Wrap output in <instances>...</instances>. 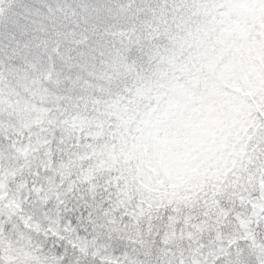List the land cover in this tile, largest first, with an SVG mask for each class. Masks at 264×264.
<instances>
[{
    "label": "snow or ice",
    "instance_id": "6c2138e0",
    "mask_svg": "<svg viewBox=\"0 0 264 264\" xmlns=\"http://www.w3.org/2000/svg\"><path fill=\"white\" fill-rule=\"evenodd\" d=\"M141 3L46 6L147 43L97 41L112 75L75 111L23 85L0 103L21 129L0 134V264H264V0Z\"/></svg>",
    "mask_w": 264,
    "mask_h": 264
},
{
    "label": "trees",
    "instance_id": "16d2710c",
    "mask_svg": "<svg viewBox=\"0 0 264 264\" xmlns=\"http://www.w3.org/2000/svg\"><path fill=\"white\" fill-rule=\"evenodd\" d=\"M35 2L38 6L35 12L24 17L19 12L21 18L17 24L12 19L18 18V15L8 14L9 27L5 33L0 35V56L5 63L6 70H15L18 65L24 64V59H28L25 63V71H29L28 81L32 80L34 55L43 53V50L50 47L52 44L59 45L55 53L43 56V63L40 70L48 71V78L41 79L37 92L47 89L50 93L57 96L70 97L69 107L73 103L83 105L86 101L90 102L93 97L103 94L104 88L108 85L112 75V70L107 61L99 54L93 52L97 48V41L108 47L122 48L129 41H134L138 34L141 38L140 43L145 44L147 41L143 39L144 32L137 33L129 32L124 27H113L112 24L106 23L102 18L107 13H102L100 19H89L87 14L77 15L64 19L62 13H58L60 21L58 24L47 19L43 13L46 6L55 8L59 5L63 8L65 5H70L76 13L81 12V7L88 6V11L95 15L96 10L101 6H106L109 3H115L116 0H27ZM141 7L144 6L141 0H136ZM150 6L154 3H159V0H145ZM35 9V8H34ZM43 24L37 27L34 24V16ZM3 16V15H2ZM24 18V19H23ZM32 19V21H31ZM34 19V20H33ZM141 19H145L141 13ZM114 23V22H112ZM139 25V21L136 22ZM40 29L39 31H37ZM59 33V35H57ZM103 37V41H101ZM5 41V42H3ZM131 55H136V44H132ZM6 54L4 56V52ZM32 61V66L31 62ZM11 78V77H10ZM15 77L12 81L15 82ZM90 86H86L87 83ZM95 84V85H93ZM82 90L80 93L79 91ZM75 110V109H74ZM24 137L27 134H23ZM21 142H23L20 137ZM61 149L57 147L54 150L53 144L49 147L45 145V155L48 157V166L51 167L53 155L56 158L61 156ZM7 155L0 151V159H4Z\"/></svg>",
    "mask_w": 264,
    "mask_h": 264
},
{
    "label": "rangeland",
    "instance_id": "374dc122",
    "mask_svg": "<svg viewBox=\"0 0 264 264\" xmlns=\"http://www.w3.org/2000/svg\"><path fill=\"white\" fill-rule=\"evenodd\" d=\"M37 4L35 2H28L27 0H4V4L0 5V35L5 33L6 30H8L9 27V17L8 14H13L16 13L18 15V18L12 19L15 24L21 19L19 18V12L21 16L24 15L27 16L26 14H30L36 11L37 9ZM35 8V9H34ZM45 14V17H47L48 13H46V10L43 12ZM3 15V16H2ZM34 16V15H33ZM35 19L34 24L37 27L43 26V24L37 19L36 16L33 17ZM24 19V18H23ZM33 19V20H34ZM32 21V19H31ZM38 29L37 31H39ZM141 40V38H140ZM5 42V41H3ZM59 48V45L57 44H52L50 47L47 49L43 50V53H38L34 55V62H33V75H32V80L30 82L28 81V72L25 71V63L27 62V58L24 59V64L22 67V63L18 65V68H16L14 71L13 70H6L5 68V63L1 59L0 56V103H8L10 101H16L20 99V95H17V93H20L21 95H26L23 92V86H27L30 91L35 90L37 92V89L39 85L41 84V79L43 78H48L47 70H41L38 72V75H35V72L37 70H40L43 63V56L46 54H54L56 49ZM6 54V50L4 52V56ZM32 66V61L30 60ZM30 76V75H29ZM11 77V78H10ZM13 77H15V82L12 81ZM95 85V84H93ZM86 86H90V83L88 82ZM80 93L82 90L79 91ZM70 110L75 111L72 109V107H69ZM2 115V114H0ZM5 130L8 131L9 135H16L18 132H20V128L18 126H15L13 122L11 121L10 118L5 117L3 122H0V134H2ZM23 134H28L27 131H24ZM17 139L20 140V137L17 136ZM54 150L57 149V145L53 143ZM72 150L71 145H67L64 149V153H67ZM72 161L75 160V157L73 156L71 158ZM5 162L6 163H12L14 162V158L12 160H9L8 157H5ZM70 169H65L64 175L65 178H67L68 173Z\"/></svg>",
    "mask_w": 264,
    "mask_h": 264
}]
</instances>
